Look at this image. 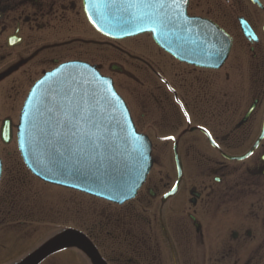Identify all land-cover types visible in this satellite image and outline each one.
I'll return each mask as SVG.
<instances>
[{
    "label": "flooded vegetation",
    "instance_id": "obj_1",
    "mask_svg": "<svg viewBox=\"0 0 264 264\" xmlns=\"http://www.w3.org/2000/svg\"><path fill=\"white\" fill-rule=\"evenodd\" d=\"M186 14L225 35L219 68L179 62L153 42L157 51L135 45L132 56L118 47L125 40L94 31L83 0H0V129L8 120L13 134L45 74L81 62L139 90L136 117L118 94L152 148L133 200H98L101 209L64 230L54 216L34 219L19 208L14 184L29 177L7 166L12 151L0 155V264L21 263L67 230L82 234L102 264H264V0H188ZM108 49L121 63L108 62ZM39 264L93 262L70 247Z\"/></svg>",
    "mask_w": 264,
    "mask_h": 264
},
{
    "label": "water",
    "instance_id": "obj_2",
    "mask_svg": "<svg viewBox=\"0 0 264 264\" xmlns=\"http://www.w3.org/2000/svg\"><path fill=\"white\" fill-rule=\"evenodd\" d=\"M183 15L165 27L133 21L118 2L83 0L86 18L100 35L122 40L149 34L153 42L176 60L205 69L219 68L229 50L225 35L206 20ZM137 15L142 10L132 9ZM155 28V31L152 29ZM222 40L219 46L217 39ZM27 112V115H24ZM76 113L88 115L76 127L67 124ZM25 132L23 141L20 128ZM16 143L29 173L44 184L75 191L112 204L132 200L152 167L151 143L139 134L112 80L85 63L62 64L45 74L30 90L19 115ZM8 120L0 140L11 142ZM2 165L0 162V177ZM76 247L102 264L84 236L67 231L28 256L20 264H39L51 254Z\"/></svg>",
    "mask_w": 264,
    "mask_h": 264
},
{
    "label": "rangeland",
    "instance_id": "obj_3",
    "mask_svg": "<svg viewBox=\"0 0 264 264\" xmlns=\"http://www.w3.org/2000/svg\"><path fill=\"white\" fill-rule=\"evenodd\" d=\"M135 45L144 46L145 48H151L152 50L157 51L150 37L146 35L122 41L118 44V47L125 52L130 53L132 56H138V50L134 49ZM108 52L109 63H121L120 60L113 55L114 53L111 49H108ZM161 58L166 61L165 55H161ZM126 62L130 64L128 61ZM105 72L109 75L107 71ZM112 78L114 79V85L116 86L115 88L117 92L126 99L131 112H136L135 117L137 114L139 115L141 113L139 110L141 101L137 96L139 90L124 78L116 76ZM9 118L13 121H17V115L9 116ZM149 134L151 135V133ZM9 151H12L13 156H15L14 158L18 157L15 131L13 132V142L10 145L5 148L0 144V155ZM160 164L164 167V162H160ZM7 166L14 167L15 164L14 162H10ZM24 187L25 188L22 189H20V187L17 188V192L20 191L19 193H16V191L14 192L15 202L20 205L19 208L24 210L29 216L32 215L30 217H33L34 219L47 220L49 218V220H51L50 218L54 216L55 220L60 221V227L62 230L72 227L74 220H77V226H80L82 222L89 219L88 213L91 209H101L103 204L98 200L85 197L73 191L44 185L31 177L26 181ZM28 210H31V212Z\"/></svg>",
    "mask_w": 264,
    "mask_h": 264
},
{
    "label": "snow or ice",
    "instance_id": "obj_4",
    "mask_svg": "<svg viewBox=\"0 0 264 264\" xmlns=\"http://www.w3.org/2000/svg\"><path fill=\"white\" fill-rule=\"evenodd\" d=\"M118 2L133 21L140 20L147 23H160L167 27L177 16L183 15L181 5H186L188 0H110L112 5ZM132 9H139L142 12L137 15L130 11ZM155 30V28L152 29V31ZM24 115H27V112H24ZM82 120H90V117L76 113L73 121H68L67 124L76 127ZM19 131L22 141L26 131L29 137L33 136L32 129L26 130L21 126Z\"/></svg>",
    "mask_w": 264,
    "mask_h": 264
},
{
    "label": "trees",
    "instance_id": "obj_5",
    "mask_svg": "<svg viewBox=\"0 0 264 264\" xmlns=\"http://www.w3.org/2000/svg\"><path fill=\"white\" fill-rule=\"evenodd\" d=\"M13 162H14L15 166H14V167H10V168L12 169V173H13V174H16V173H17V174L19 175V177L16 176L17 178H21V179L26 178V175L28 176V172H27V171L25 170V168L23 167L21 161L18 160V157H17V158H14V157H13ZM6 167H7V166H6ZM8 167H9V166H8ZM24 186H25V185L14 184V187H16L15 190H14V192L16 191V193H19L20 191L17 192V188L20 187V189H22V188H25ZM23 191H24V190H23ZM14 199H15V196H14Z\"/></svg>",
    "mask_w": 264,
    "mask_h": 264
}]
</instances>
